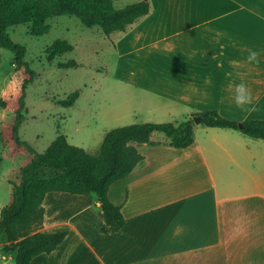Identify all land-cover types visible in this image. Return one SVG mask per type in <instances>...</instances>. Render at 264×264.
<instances>
[{
	"label": "crops",
	"instance_id": "1",
	"mask_svg": "<svg viewBox=\"0 0 264 264\" xmlns=\"http://www.w3.org/2000/svg\"><path fill=\"white\" fill-rule=\"evenodd\" d=\"M147 1L149 13L118 31L119 55L137 56L134 85L173 116L264 120V0ZM241 82L258 111L236 107ZM193 133L183 149L158 132L138 146L142 161L108 190L125 218L118 233L100 232L95 194L47 193L39 231L68 235L30 264H264V140L202 123Z\"/></svg>",
	"mask_w": 264,
	"mask_h": 264
},
{
	"label": "trees",
	"instance_id": "2",
	"mask_svg": "<svg viewBox=\"0 0 264 264\" xmlns=\"http://www.w3.org/2000/svg\"><path fill=\"white\" fill-rule=\"evenodd\" d=\"M149 11L147 0L120 9L114 8L112 0H0V48L14 53L15 70L21 74L17 89L1 96L0 107L14 115L11 139L18 148L31 154L21 168V181L14 189L12 203L1 212L0 229L10 243L9 250L15 251V264H30L34 257L51 253L68 235L66 230L39 231L44 221L42 202L50 192L95 194L102 218L100 232L104 235L120 232L125 218L120 207L108 199L109 187L142 161L138 146L149 143L152 133H163L168 144L176 149L190 146L194 140V121L188 118L178 123L147 122L114 128L105 133L96 156L69 144L64 136L56 137L45 151L37 153L18 135L25 111L26 89L34 80L35 72L24 60L25 47L9 37L7 28L27 24L29 33L39 36L49 31V17L70 15L78 17L86 27L98 26L103 34L110 35L125 31ZM70 50L72 46L67 42L56 41L52 46L53 52ZM77 97L78 92L71 94V101H66V106H71ZM192 117H200V123L207 127L232 129L250 138L264 140V120L238 123L214 110L196 113Z\"/></svg>",
	"mask_w": 264,
	"mask_h": 264
},
{
	"label": "rangeland",
	"instance_id": "3",
	"mask_svg": "<svg viewBox=\"0 0 264 264\" xmlns=\"http://www.w3.org/2000/svg\"><path fill=\"white\" fill-rule=\"evenodd\" d=\"M139 1L112 0V4L120 9ZM47 24L49 31L39 36L31 35L27 24L10 26L6 31L25 47L24 60L35 72L26 89L18 130L19 138L35 152L45 151L56 137L64 136L69 144L96 156L105 133L114 128L186 119L173 116L176 110H170L167 101L134 85L127 64L137 56L119 55L118 32L105 35L98 26L88 28L70 15L51 16ZM56 41L67 42L72 50L53 52ZM13 57L12 51L0 48V98L13 93L20 82ZM74 92L78 97L66 106ZM13 121V113L0 107V219L1 212L13 201L21 168L31 157L11 139ZM9 244L0 229V264H15V251L9 250Z\"/></svg>",
	"mask_w": 264,
	"mask_h": 264
},
{
	"label": "clouds",
	"instance_id": "4",
	"mask_svg": "<svg viewBox=\"0 0 264 264\" xmlns=\"http://www.w3.org/2000/svg\"><path fill=\"white\" fill-rule=\"evenodd\" d=\"M246 61L249 64H255L258 66L260 63L259 52L255 50L249 51ZM234 103L236 107L240 108L242 111L255 112L259 110L258 106L253 104L251 90L243 82L235 85ZM185 111H190V109H185Z\"/></svg>",
	"mask_w": 264,
	"mask_h": 264
},
{
	"label": "water",
	"instance_id": "5",
	"mask_svg": "<svg viewBox=\"0 0 264 264\" xmlns=\"http://www.w3.org/2000/svg\"><path fill=\"white\" fill-rule=\"evenodd\" d=\"M192 119H193L195 124H199L201 121L200 117H193ZM238 127H239V129L243 128L242 124H239Z\"/></svg>",
	"mask_w": 264,
	"mask_h": 264
}]
</instances>
